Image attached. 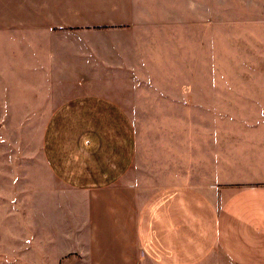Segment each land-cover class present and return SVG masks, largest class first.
I'll return each mask as SVG.
<instances>
[{"label":"crops","instance_id":"crops-1","mask_svg":"<svg viewBox=\"0 0 264 264\" xmlns=\"http://www.w3.org/2000/svg\"><path fill=\"white\" fill-rule=\"evenodd\" d=\"M82 7L0 0V78L14 61L35 79L22 94L37 127V192L47 206L81 208L86 224L1 229L0 264H264L262 54L225 77L217 37L202 34L191 80L182 57L166 69L135 31L59 38L88 23L76 22ZM125 207L131 231H116ZM72 239L85 243L63 246Z\"/></svg>","mask_w":264,"mask_h":264},{"label":"rangeland","instance_id":"rangeland-1","mask_svg":"<svg viewBox=\"0 0 264 264\" xmlns=\"http://www.w3.org/2000/svg\"><path fill=\"white\" fill-rule=\"evenodd\" d=\"M80 1L87 7L81 8L82 16L77 13L81 19L76 22L88 23L59 31V38L81 44L100 40L105 32L109 38L129 33L123 35L128 38L135 31V37L150 39V44H154L150 53L151 49L155 50L165 61L166 69L179 70L178 59L182 57L191 80L196 71L197 37L202 34L205 37L214 32L217 37L219 69L225 77L233 71L245 70L247 58L253 59L258 54L264 57V0H77ZM1 50L3 48H0V60L3 58ZM15 52L12 59L19 61L18 49ZM11 62L4 71L7 77L0 78V230H85L84 210L47 206L48 201H42L37 192L33 157L37 127L34 111L28 110L29 104L25 103L28 96L22 94L34 89L35 79L26 78L19 65ZM189 85H193L190 79ZM125 198H131V194ZM112 209H119L121 213V208ZM129 210L122 208L124 222L115 218L114 230L131 231L132 224L125 222ZM65 214H69L72 221H67ZM55 215L57 217H53ZM8 216L12 222L5 224L3 218ZM65 241L64 247L85 243L80 239ZM94 241L101 246V243L117 240ZM118 241L125 246L130 240ZM55 242L61 246L64 240Z\"/></svg>","mask_w":264,"mask_h":264}]
</instances>
